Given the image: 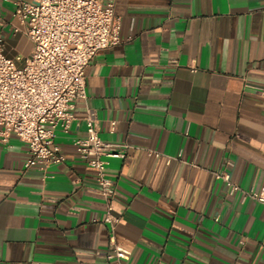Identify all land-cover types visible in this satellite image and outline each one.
<instances>
[{
  "label": "crops",
  "instance_id": "crops-1",
  "mask_svg": "<svg viewBox=\"0 0 264 264\" xmlns=\"http://www.w3.org/2000/svg\"><path fill=\"white\" fill-rule=\"evenodd\" d=\"M114 1L121 42L87 65V97L56 131L66 160L25 168L28 144L0 142V264H115L75 145L90 110L105 140L128 145L107 166L125 264H264V204L215 175L264 183V0ZM14 12L0 0L5 53L22 66L34 44Z\"/></svg>",
  "mask_w": 264,
  "mask_h": 264
},
{
  "label": "built area",
  "instance_id": "built-area-1",
  "mask_svg": "<svg viewBox=\"0 0 264 264\" xmlns=\"http://www.w3.org/2000/svg\"><path fill=\"white\" fill-rule=\"evenodd\" d=\"M14 4V14L34 49L19 66L5 53V39L0 36V142L8 143L11 135H17L29 147L25 168L46 169L66 160L55 141L56 131L71 127L77 99L87 97V65L100 50L121 42L120 20L114 0H14ZM86 121L87 133L76 139V150L94 169L105 199L111 246L107 255L115 264H125L132 251L116 240L121 216L114 213L115 181L107 166L111 158H124L128 145L105 140L93 110ZM173 158L169 156L167 162ZM215 175L226 182L230 194L240 192L243 200L253 198L264 204V183L257 191L243 188L228 169Z\"/></svg>",
  "mask_w": 264,
  "mask_h": 264
}]
</instances>
